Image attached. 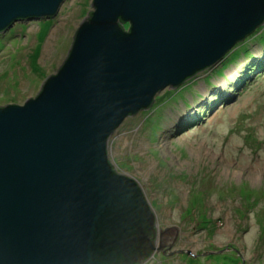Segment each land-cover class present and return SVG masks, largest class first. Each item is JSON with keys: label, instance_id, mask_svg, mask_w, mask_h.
I'll use <instances>...</instances> for the list:
<instances>
[{"label": "water", "instance_id": "95a60500", "mask_svg": "<svg viewBox=\"0 0 264 264\" xmlns=\"http://www.w3.org/2000/svg\"><path fill=\"white\" fill-rule=\"evenodd\" d=\"M66 1L0 0V34ZM262 25L264 0H94L40 94L0 106V264H140L157 251L155 215L109 140Z\"/></svg>", "mask_w": 264, "mask_h": 264}, {"label": "rangeland", "instance_id": "374dc122", "mask_svg": "<svg viewBox=\"0 0 264 264\" xmlns=\"http://www.w3.org/2000/svg\"><path fill=\"white\" fill-rule=\"evenodd\" d=\"M91 11L94 0H67L55 16L0 34V106L40 94ZM244 46L264 55V25L234 54ZM243 53L161 91L109 140V160L138 182L155 215L157 251L140 264H264V73L252 72ZM246 76L248 88L231 84ZM204 98L220 103L186 129Z\"/></svg>", "mask_w": 264, "mask_h": 264}, {"label": "trees", "instance_id": "16d2710c", "mask_svg": "<svg viewBox=\"0 0 264 264\" xmlns=\"http://www.w3.org/2000/svg\"><path fill=\"white\" fill-rule=\"evenodd\" d=\"M256 33V32H255ZM245 50H247L246 49V47L244 46L243 47V49H240L239 50V52L238 53H236V54H234V52L233 53H231V57H232V55L234 54V57L231 59L232 61L234 60V59H237V58H239V56H241V54H242V52H244L243 54H247V56L252 60V62H251V64H252V68H254L255 66L257 67V73L258 74H263L264 73V55L263 56H259V57H256L255 55H256V53H254L253 52V54H251V53H247ZM231 57H229V58H227L225 61H227V60H229ZM224 61V62H225ZM223 62V63H224ZM257 62H258V65H257ZM222 63V64H223ZM253 72V71H252ZM247 78H248V76H246V79H243L242 81H241V83L240 84H238L237 85V87L238 88H241L243 85L246 87V88H248L249 87V83L247 84ZM250 80V78L248 79V81ZM203 101H205V102H203ZM202 102H198V109H199V114H198V116L197 117H193L192 118V120L193 121H190L189 123H187L186 125H182V126H184L186 129L187 128H189V126L190 125H192L193 123H197L198 121H200L201 120V118H202V116H208L211 112H212V110L215 108V107H217L218 106V104L220 103V102H218V99H212L211 101H208L206 98H204V100H203ZM221 101V100H220ZM227 102V101H226ZM195 104H196V102H195ZM189 108V107H188ZM181 132V131H180Z\"/></svg>", "mask_w": 264, "mask_h": 264}, {"label": "bare ground", "instance_id": "6f19581e", "mask_svg": "<svg viewBox=\"0 0 264 264\" xmlns=\"http://www.w3.org/2000/svg\"><path fill=\"white\" fill-rule=\"evenodd\" d=\"M245 55H246V54H245ZM261 55H262V54H261V52H260V53L257 54L256 56L259 57V56H261ZM239 58H245V59H246L245 56H243V57H242V56H239ZM247 59H249V58H247ZM231 62H232V61H231ZM231 62H230V63H231ZM251 62H252V60L249 59V63H250L249 65H252ZM236 64L243 65L240 61H239L238 63H236ZM249 65H248V66H249ZM257 65H258V62H257ZM251 70L256 72V71H257V67L255 66L254 68H251ZM243 77H244V75H243ZM234 79H235L236 81H232L231 84H234V85H235V84H239V83H241V81H242V78H241V77H239L238 79H237V77H234ZM214 89H215V88H214ZM214 89H212V90H214ZM212 90H210V92H212ZM221 92H223V91H221ZM221 92H220V93H221ZM225 93H226V96H227V95L229 96V91H226ZM211 96L213 97V96H214V93H212ZM228 96H227V97H228ZM213 98H214V97H213ZM192 99H193V98L190 99V103H191ZM203 102H205V101H203ZM195 105H196L195 103L192 104V106H195ZM159 117H161V115H160ZM182 122H183V119L179 122V124L181 125ZM178 131H181V132H182L183 129H182V130H177V132H178ZM167 233H168V234H167V237H168L170 233H169V231H168Z\"/></svg>", "mask_w": 264, "mask_h": 264}, {"label": "flooded vegetation", "instance_id": "af4514ba", "mask_svg": "<svg viewBox=\"0 0 264 264\" xmlns=\"http://www.w3.org/2000/svg\"><path fill=\"white\" fill-rule=\"evenodd\" d=\"M164 235V234H163ZM157 238H158V236H157Z\"/></svg>", "mask_w": 264, "mask_h": 264}]
</instances>
